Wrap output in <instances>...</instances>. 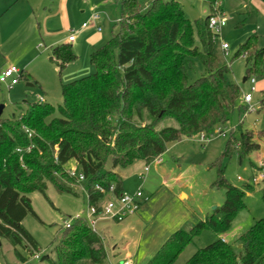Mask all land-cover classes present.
<instances>
[{
    "label": "trees",
    "instance_id": "obj_1",
    "mask_svg": "<svg viewBox=\"0 0 264 264\" xmlns=\"http://www.w3.org/2000/svg\"><path fill=\"white\" fill-rule=\"evenodd\" d=\"M114 1L119 9L118 29L91 53L90 75L60 85V117L48 121L52 107L26 101L21 103L24 108L19 116L0 115V241L13 247L15 258L22 264L28 259L18 247H24L29 257L37 251L34 239L22 226L29 215L37 219L29 193L44 195L46 182L58 192H71L61 182L65 179L82 187L89 204L97 207L104 194L96 187L107 191L114 185L116 195L123 191L116 169L136 161L148 165L182 136H213L230 122L239 102L240 88L229 80L228 67L215 53L217 35L208 28L218 0H203L210 15L195 22L199 44H195L193 26L176 2L153 0L141 9L139 0ZM263 55L255 35L247 37L235 51L234 58L243 57L246 82L261 75ZM51 56L59 75L77 59L65 44L55 46ZM195 62L203 72L190 81ZM20 79L31 81L23 72ZM241 110H245L243 105L238 106V112ZM166 118L180 129H158ZM25 130L31 132L30 138ZM259 142H264V130H246L238 139L230 134L222 156L238 150L241 160L257 152ZM71 163L83 175L86 186L68 176L66 169ZM220 185L225 189L223 205L204 221L174 232L147 264H173L201 231L218 236L228 230L243 206L245 192L252 187L236 188L223 180ZM261 199L264 203V188ZM62 231L54 247L55 259L44 256L41 260L48 264H107L103 238L89 228L83 216ZM237 243L236 252L219 238L196 250L184 264H264V217Z\"/></svg>",
    "mask_w": 264,
    "mask_h": 264
},
{
    "label": "rangeland",
    "instance_id": "obj_2",
    "mask_svg": "<svg viewBox=\"0 0 264 264\" xmlns=\"http://www.w3.org/2000/svg\"><path fill=\"white\" fill-rule=\"evenodd\" d=\"M152 1L139 0L141 9H146ZM172 1L180 6L186 19L193 26L194 41L195 44H199L195 32V22L204 21L210 15L208 3L203 0ZM35 2L40 5L39 8H36L38 17L42 15L44 7L51 9L50 0H45V2L44 0H35ZM2 3L3 0H0V6ZM218 3L219 7L216 9L215 17L223 19L225 25L219 30L216 37L215 53L221 64L228 67V78L240 88L241 95H251L254 111L246 113L241 110L238 112V106L243 105L239 100L230 122L220 128L225 136L215 134L208 137L202 144L198 141L199 135L190 138L182 136L180 141L167 145L166 151L161 156L162 164H150L147 174L143 173L146 165L139 161L125 169H116L121 177L125 192L133 193L140 189L148 201L157 193L158 195L154 199L156 202L154 216L152 215V219L148 217H145L144 220L138 219L134 224V232L123 236L121 233L124 225L116 226L113 222L109 223L108 233L103 236V243L105 246L107 245V248L108 245H125L127 241L142 234L146 235L147 232L150 233V236H155L153 234L171 223L176 224L179 221H184L185 224L194 226L198 222L204 221L214 213V208H220L224 203L225 189L220 185V180L236 188L248 185L252 187V191L245 192L242 200L243 206L225 233L217 236L209 230L201 231L183 249L173 264H184L196 250L205 248L219 238L231 245L237 252L238 238L246 233L256 221L264 217V203L261 199L264 182L259 181L256 184L251 182V178L257 173L258 164L264 162V147L241 160L238 150H234L227 157L222 156L230 134L233 138L238 139L240 133L246 130L253 132L264 130V98L261 103L259 102L264 93V55L261 75L254 77L255 91L253 93L250 92L252 85L249 81L242 83V78L245 77L243 58H234V53L239 45L251 35L257 36L258 46L264 49V1L218 0ZM18 4L22 6V11L29 10L25 0H18L16 5ZM76 4L78 5V2ZM112 4L113 7H110L108 17L114 19L116 23L101 26V44L92 47L86 41L85 33L78 35L73 44H67L77 56V60L64 68L60 75L55 63L49 60L51 57L50 47L54 45H51L50 42L55 38V35H57L55 40L59 39L58 33L60 27L66 23L65 19L47 21L45 27L43 21L40 20L42 17L38 18L40 20L38 23L42 22V30L48 32L46 37L42 35L41 49L32 46H26L23 49L9 46L7 50L3 51L6 54L12 53L9 55L8 67H14L19 71L26 70L31 74L33 80L20 79L15 86L10 88L4 85L0 86V104L4 106L1 112L3 118L19 116L24 108V105H21L22 101L34 103L39 97H43L44 103L54 109L48 121L60 117L58 111V107L62 105L60 85L90 75L93 71L90 64L91 53L110 39L118 29L116 24L119 20V9L114 4V0H112ZM79 26L77 25L75 28ZM58 41L56 44L64 42V40ZM222 44L228 46V51L225 53L220 49ZM1 63L0 58V65ZM202 72L201 65L195 62L194 69L189 76L190 81L197 79ZM74 75L76 76L74 77ZM243 107L245 106L243 105ZM167 119L169 118L161 122L158 129L162 127L180 129L179 124ZM240 121H242L241 124ZM73 166L74 164H69L66 170ZM219 170L222 171L221 176ZM142 174H145L144 180L141 178ZM56 176L59 178L58 175ZM53 182L56 187L60 186L56 180ZM61 182L64 186L69 187L71 192H58L53 185L46 182L44 195L39 192H31L27 196L37 219L29 215L22 221V226L34 239L37 245L34 255L38 254L40 258L46 256L54 260V247L62 237L64 224H73L76 216L84 217L87 213L85 194L82 190L68 180L62 179ZM82 185L86 186V182H83ZM165 188L171 189L174 196L173 203L169 202L167 194L164 193ZM186 216L189 218L186 219ZM100 230L101 225L98 224L97 232ZM23 248L18 247L17 250L28 259L24 264H48L47 260L29 257ZM114 263L118 264L116 261ZM0 264H22L15 258L13 247L5 240L0 241Z\"/></svg>",
    "mask_w": 264,
    "mask_h": 264
},
{
    "label": "crops",
    "instance_id": "obj_3",
    "mask_svg": "<svg viewBox=\"0 0 264 264\" xmlns=\"http://www.w3.org/2000/svg\"><path fill=\"white\" fill-rule=\"evenodd\" d=\"M25 1L26 4H28V11H22V6H19V4L16 5L18 3V0H3V3L0 6V58L2 61L0 65V72L5 70L9 66V55H11L12 53L6 54L5 52H3L4 50H7L9 46H13L18 49H23L26 46H32L33 48L37 47L38 49H41L40 41H42V35L46 37L48 32L42 30V22L38 23V18L42 17V19L40 20L43 21L45 27L47 25V21H61L62 19L66 20V23L62 25V27H60V32L58 33L59 39L55 40L57 36L55 35V38L53 37L54 39H52V41L50 42L51 45L54 44L50 47L51 50L55 46L60 45L56 44L58 40H64V42L61 44H73L76 41L77 36L82 33L86 34L85 39L90 44V46H98L102 41L101 26L105 24L113 25L116 23L114 19L108 17L110 7H113L112 0H50L52 4V6L50 7L51 9H46L44 7L43 13L39 17L36 8H39L40 5L36 4L35 0ZM77 2L78 5L76 4ZM114 4H116L115 1ZM114 10L115 12L117 11L116 8ZM93 13H98L100 19L91 24L89 21L91 14ZM77 25L80 26L75 28V26ZM83 25H86V27L84 29H81ZM71 31H77L78 33L75 35L74 41L72 43H69L67 41V38L71 34ZM32 60H34V58H32ZM49 60L54 63L52 56ZM68 65H66L65 68ZM20 72H23L24 74L32 77L31 74L26 70H21ZM75 76L76 75H74V77ZM68 77L70 78V75ZM245 82L246 81L244 77L242 78V83ZM241 98L242 95L239 98V100H241L242 102ZM263 98L264 93L262 94V98L259 100L260 103ZM262 147H264V142H259L258 151H260ZM164 191V193L167 194L169 202L173 203L174 196L171 193V189L165 188ZM157 195L158 193L154 195V197H152L134 215L126 218L121 223H113L116 226L124 225L121 233L123 236H127L129 233L134 232V224L138 219L144 220L145 217L151 218L152 215L154 216V213L156 212V202L154 199H156ZM187 218L189 217L186 216V219ZM109 223L110 222L99 223L101 225V230L98 233H100L102 238L108 233ZM189 227V224H185L184 221H179L176 224L171 223V225H166L164 228H161L160 230H158V232L153 234L155 236H150V233L147 232L146 235H139V237H136L131 241H127L125 245L122 246L108 245L107 248V245H104L106 252L108 251L107 264H116L114 263V261H116L118 264H122L124 261H128L129 264H147L148 261L157 253V251L174 232L181 228L188 229Z\"/></svg>",
    "mask_w": 264,
    "mask_h": 264
},
{
    "label": "built area",
    "instance_id": "obj_4",
    "mask_svg": "<svg viewBox=\"0 0 264 264\" xmlns=\"http://www.w3.org/2000/svg\"><path fill=\"white\" fill-rule=\"evenodd\" d=\"M216 7H219V3H216ZM100 19V16L98 13L91 14L90 17V23L93 24L94 22L98 21ZM225 22L223 19H220L215 16H211L208 19V28L218 36L219 30L224 27ZM86 25H83L81 29H84ZM77 31H71V34L68 36L67 41L69 43H72L75 39V35L77 34ZM220 49L225 53L228 51V46L226 44H222L220 46ZM243 58V57H242ZM20 71L17 70L14 67H8L5 70L0 72V86L4 85L8 88L15 86L18 83ZM249 83L252 85L250 92L253 93L254 87V79L251 78L249 80ZM242 104L245 106L244 112H253L254 108L251 104V95L247 94L245 96H242ZM37 102L43 103L44 98L39 97ZM27 133V137H31V132L25 130ZM215 134H221V136H225V133H223L220 129H217L214 133ZM206 137L203 134H199L198 141L202 144L206 141ZM31 146L26 148V151L28 152L30 150ZM18 153L21 152L20 149L16 150ZM150 164L154 165H161L162 160L161 157L155 158ZM146 165L143 169V173L147 174L149 170V165ZM257 173L251 178V182L253 184L258 183L259 181L264 180V162L262 164H258L257 167ZM67 174L71 178H75L78 183H81L84 181L83 175L77 171L76 167L73 166L69 170H67ZM145 174H142V179H145ZM239 180V178H238ZM79 187V185H78ZM82 192L85 194V200H86V215L83 217V219L86 221L89 228L95 232H97V225L100 222H113V223H121L126 218L134 215L137 213L148 201V198L145 197L140 189H137L133 193H127L125 191H122L118 195L115 194V187L114 185L109 186L107 191H104L100 187H96V190H98L100 193L104 194V198L100 200L97 207H94L89 204L88 197L86 193L84 192L82 187H79ZM75 218H79V216H76ZM70 223H65L64 228H68ZM223 242V240L221 239ZM34 259H39V255H33ZM122 264H129L128 261H124Z\"/></svg>",
    "mask_w": 264,
    "mask_h": 264
},
{
    "label": "water",
    "instance_id": "obj_5",
    "mask_svg": "<svg viewBox=\"0 0 264 264\" xmlns=\"http://www.w3.org/2000/svg\"><path fill=\"white\" fill-rule=\"evenodd\" d=\"M262 1H264V0H262ZM244 80V79H243ZM3 105L2 104H0V115H1V112H2V110H3ZM216 208H214V210H215Z\"/></svg>",
    "mask_w": 264,
    "mask_h": 264
}]
</instances>
